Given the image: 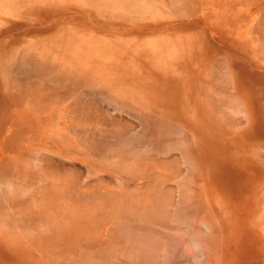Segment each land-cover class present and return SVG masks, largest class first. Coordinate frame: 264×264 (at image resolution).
<instances>
[{"label":"bare ground","instance_id":"6f19581e","mask_svg":"<svg viewBox=\"0 0 264 264\" xmlns=\"http://www.w3.org/2000/svg\"><path fill=\"white\" fill-rule=\"evenodd\" d=\"M222 1L99 0L95 6L107 15L114 14V9L122 4L142 14L176 12V17L188 20L172 29L185 28L190 35H197L194 30L202 23L199 14L209 8L213 14L219 13ZM226 3L245 4L231 7L234 12L257 10L256 23L245 28L244 40L236 33L235 25L228 26L241 44L240 64L264 62V0ZM204 4L211 6L205 8ZM86 18L93 28H102L92 17ZM41 43L35 42L37 47H28L16 56L4 52L8 56L4 71L0 58V224L22 231L30 241L18 244L25 251L18 248L16 253L24 256V262L33 264H222L226 252L204 216L207 205L201 209L198 202H190L191 169L181 173L175 168V157H167L178 150V157L188 162L192 155L188 145L191 137L175 121H164L168 114L153 112L148 105L137 109V128L132 122L109 118L107 112L89 103L88 96L101 94L105 89L96 80V91L69 85L52 97L55 84L61 79L77 82L79 74L78 66L67 65L74 61L60 59L61 64H57L52 63L51 57L76 48L71 43L51 42L49 48L54 49L47 50ZM223 60L224 65L228 64L225 84L237 87L236 93L232 91L236 98L239 99L245 80L257 90L253 88L255 96L264 95V75L253 74L256 68H244L228 55ZM33 81L47 89L46 97L38 95L36 100L29 95ZM106 96L104 102L115 105L122 113L130 108L121 98ZM24 99L33 103L26 108L31 113L23 109ZM9 108L22 110V114L9 115ZM8 120L13 124L17 120L16 131L10 134L6 132ZM26 124L31 125L29 130L22 129ZM4 138H9L5 144ZM161 155L163 160L159 159ZM73 162L86 168L88 180L77 175ZM159 165L163 169L172 167L170 179L158 172ZM103 176L110 180L105 181ZM145 177L149 181L139 184V179ZM168 181L173 186L166 185ZM130 182L135 183L129 186ZM22 189H30L29 194L24 193L28 194L25 198L23 194L19 197ZM49 229L58 233H51L48 238ZM80 229L84 230L79 237L63 233ZM94 230L100 231L95 238ZM54 243L57 246L53 247ZM33 256L40 261L36 262ZM50 257L56 260L48 262Z\"/></svg>","mask_w":264,"mask_h":264},{"label":"rangeland","instance_id":"374dc122","mask_svg":"<svg viewBox=\"0 0 264 264\" xmlns=\"http://www.w3.org/2000/svg\"><path fill=\"white\" fill-rule=\"evenodd\" d=\"M98 3L99 0H0L3 71L8 68L4 64L8 56L4 52L16 56L28 47H37V41H42L40 45L47 50L54 49L49 48L51 42L71 43L76 50L53 54L51 59L57 64H61L60 59L74 61L67 65L78 66L79 80L61 79L54 85L52 95L49 93L52 97L63 93L69 85L82 91H96V80L105 89L101 94L88 96L89 103L107 112L109 118L132 122L137 128L135 114L143 105L163 116L168 114L163 120L175 121L191 137L188 145L192 155L188 162L178 157V150L171 151L167 157H175L178 161L175 168L181 173L191 169L190 202H198L201 209L207 205L204 216L215 230L223 253L226 252L222 264H264V95L255 96L252 83L245 80L239 99L236 98L232 91L236 93L237 87L225 84L229 78L225 73L228 64L222 62L228 55L244 68L252 65L256 68H252L253 74L263 77L261 60L251 65L246 61L240 64L241 44L228 26V23L235 25L236 33L244 40L245 28L256 23L257 10L234 12L231 7L245 4L227 5L224 0L219 13L213 14L209 8L199 14L202 23L194 30L198 34L190 35L185 28L172 29L173 25L183 26L188 20L176 17V12L142 14L122 4L114 9V14L107 15L97 9ZM188 12L189 9L185 10V15ZM88 16L102 28L86 23ZM37 83L41 84L33 81L29 95L43 99L47 89ZM106 95L121 98L130 108L122 113L115 105L104 102ZM25 100L23 109L33 106L30 99ZM21 111L8 109L9 115L16 112L14 115L18 116ZM91 112L94 121L92 107ZM16 122L8 120V134L16 131ZM29 128L31 125L27 124L22 127ZM8 140L4 138L3 144ZM2 153L1 145L0 156ZM72 165H76L81 179L88 180L84 166L74 162ZM158 172L170 179L173 169L159 165ZM103 178L110 180L107 176ZM148 181L147 177L140 178L139 184ZM134 183L130 182L129 186ZM166 185L173 186L170 181ZM26 192L29 194L30 189ZM26 192H20L19 197L22 194L24 197ZM83 230L63 233L79 237ZM47 232L48 238L51 233H58L56 229ZM99 232L94 230L92 237L99 236ZM27 242L30 241L22 231L0 224V264H33L24 262V256L15 251L18 248L25 251L18 244ZM33 259L40 261L37 256ZM49 259L48 262L56 260Z\"/></svg>","mask_w":264,"mask_h":264}]
</instances>
